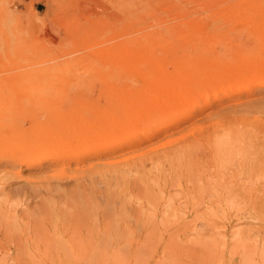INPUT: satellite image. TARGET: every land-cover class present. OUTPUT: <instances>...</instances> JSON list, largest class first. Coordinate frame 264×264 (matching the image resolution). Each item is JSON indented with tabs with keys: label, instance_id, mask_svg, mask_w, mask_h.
I'll return each mask as SVG.
<instances>
[{
	"label": "rangeland",
	"instance_id": "374dc122",
	"mask_svg": "<svg viewBox=\"0 0 264 264\" xmlns=\"http://www.w3.org/2000/svg\"><path fill=\"white\" fill-rule=\"evenodd\" d=\"M57 110L119 147L26 149ZM8 143L0 264H264V0H0Z\"/></svg>",
	"mask_w": 264,
	"mask_h": 264
},
{
	"label": "bare ground",
	"instance_id": "6f19581e",
	"mask_svg": "<svg viewBox=\"0 0 264 264\" xmlns=\"http://www.w3.org/2000/svg\"><path fill=\"white\" fill-rule=\"evenodd\" d=\"M146 60H148V59H146ZM158 63V62H157ZM161 63V62H160ZM159 66H160V64H159ZM163 68V67H162ZM157 70V69H156ZM160 70H161V67H160ZM143 73H141V75H142ZM146 74V73H145ZM159 74H161V73H159ZM166 74L167 73H165V76H166ZM140 75V76H141ZM151 76V75H150ZM159 76V75H158ZM145 77V76H144ZM168 77V76H167ZM157 78H159V77H157ZM162 78V77H161ZM164 78V77H163ZM162 78V80H164ZM148 79L150 80V78L148 77ZM151 79H153V77L151 78ZM147 80V79H146ZM168 80V79H167ZM170 80V79H169ZM172 80V79H171ZM155 81H157V83H158V80H155ZM161 81V80H160ZM147 82V81H146ZM151 82V81H150ZM163 82V81H162ZM170 82V81H169ZM172 82V81H171ZM170 82V83H171ZM117 83H118V81H117ZM161 83V82H160ZM160 83H158V84H160ZM150 84V83H149ZM153 84V83H152ZM164 84V83H163ZM165 84H166V86H167V84H168V81H167V83L165 82ZM117 85V84H116ZM173 84L171 83V85L170 86H172ZM161 86V85H160ZM117 87V86H116ZM169 87V86H168ZM175 87V86H174ZM173 87V90L175 89ZM176 87H177V85H176ZM167 88V87H166ZM165 88V89H166ZM116 89H118V88H116ZM151 89V88H150ZM156 90V89H155ZM158 90V89H157ZM177 91H179L178 89H176ZM175 90V91H176ZM152 91V90H151ZM150 91V92H151ZM160 91V90H159ZM167 91H168V89H167ZM154 92V91H153ZM158 92V91H157ZM122 93V92H121ZM168 93V92H167ZM167 93H166V95H167ZM184 93V92H183ZM127 94V93H126ZM153 94V93H152ZM155 94V93H154ZM159 94H161V92H159ZM159 94H158V96H159ZM171 94H172V92H171ZM189 94V93H188ZM187 94V95H188ZM129 95V94H128ZM157 95V94H156ZM163 95V94H162ZM173 95V94H172ZM171 95V96H172ZM183 95H185V93L183 94ZM187 95H186V97H187ZM125 96V95H124ZM123 95L121 96L120 95V98L122 99V101L124 102V105H125V112L126 113H130V114H134V115H137L138 113H136V112H134L135 110H133L134 109V107H133V104H132V101H129L128 99H130V96H129V98L128 99H125V98H123L124 97ZM161 96V95H160ZM181 96V95H180ZM113 97V96H112ZM128 97V96H127ZM133 97V96H132ZM164 97V96H163ZM162 96L161 97H159V98H163ZM170 97V96H169ZM177 97V96H176ZM175 97V98H176ZM194 97V96H193ZM172 98H173V96H172ZM174 98V99H175ZM185 98V97H184ZM188 98H190V96L188 97ZM192 98V97H191ZM190 98V99H191ZM82 99V98H81ZM150 99H155V98H153V95L151 96V94H150ZM167 99V98H166ZM169 99V98H168ZM177 99V98H176ZM135 100H136V98H135ZM144 100V99H143ZM163 100V99H162ZM180 100V99H179ZM187 100V99H186ZM63 101V100H62ZM77 101V100H76ZM89 101V100H88ZM92 101V100H91ZM164 101H166V100H164ZM188 101V100H187ZM66 102V101H65ZM78 102H80V101H78ZM84 103V102H86V100L85 101H81V103ZM186 102V101H185ZM89 103V102H88ZM95 103V102H94ZM94 103H92V104H94ZM151 103V102H150ZM152 103L153 104H151V105H148L149 107L150 106H152V105H154V102L152 101ZM166 103V102H165ZM184 103V102H183ZM182 103V104H183ZM187 103V102H186ZM186 103H184L185 105H186ZM65 104V103H64ZM85 104V103H84ZM114 104V103H113ZM144 104H146V103H144ZM155 104H156V102H155ZM159 104V103H158ZM161 104V103H160ZM159 104V105H160ZM183 104V105H184ZM190 105H191V102L189 103ZM96 105V104H95ZM147 105V104H146ZM165 105V104H164ZM181 105V104H180ZM74 106H75V104H74ZM73 106V107H74ZM77 106V105H76ZM160 106H162V104L160 105ZM187 106V105H186ZM142 107V106H141ZM149 107H147V108H149ZM156 107V106H155ZM183 107V106H182ZM181 107V108H182ZM68 108V107H67ZM75 108H77V107H75ZM112 108H113V106H112ZM115 108V107H114ZM146 108V109H147ZM152 108V107H151ZM155 109V108H154ZM104 110H106V109H104ZM108 111H109V109H107ZM106 110V111H107ZM115 109H113L112 111H114ZM140 110V109H139ZM149 110H151V109H149ZM158 110V108H156V111ZM179 110V109H178ZM155 111V112H156ZM98 112V111H97ZM104 112V111H103ZM120 112V111H119ZM119 112H117V113H119ZM140 112V111H139ZM151 112H152V110H151ZM154 112V111H153ZM180 112V111H179ZM78 113H80V112H78ZM142 113V112H141ZM87 114V113H86ZM114 114V113H113ZM153 114V113H152ZM115 115H118V114H115ZM120 115V114H119ZM127 115V114H126ZM150 115H151V113H150ZM82 116H84V115H82ZM88 116V115H87ZM143 116V115H142ZM142 116H140L141 117V120L143 119L142 118ZM148 116V115H147ZM90 117H92V116H90ZM89 117V118H90ZM119 117V116H118ZM153 117V116H152ZM152 117H151V119H152ZM53 121H54V123H55V125H57L58 127H60V129L57 131V130H55L54 128H52V127H43V128H41V130L40 131H38V132H36L37 134L34 136V137H32V143H30V141L29 140H27L26 142L28 143V146L26 147V149H29L30 147H32V145H36V143H38L39 142V140H41V144H42V149H40L39 150V153L38 154H53V155H57V156H64V157H69V158H71V159H78V157H82V156H86L85 157V159L87 158V157H89V158H93L94 156H95V154H98V152H100V150L104 147V146H102V147H100L98 144H96V143H94V142H86V141H88V139H92V138H96V140H98V139H100V138H104V139H111L110 141H111V143L112 144H115L116 142H117V145H118V141H120V140H122V139H120V138H118L117 136H114L115 135V133H114V131H112V130H105V131H103V130H101L102 131V133H100V131L99 130H95V129H93V128H91V127H88V125L87 124H84V122H72V123H70L71 121H69L67 118H66V114H64L61 110H57V111H55L54 113H53ZM121 118H122V115H121ZM169 118V117H168ZM171 118V117H170ZM86 119V118H85ZM92 119V118H91ZM100 119V118H99ZM147 119V118H146ZM150 119V118H149ZM150 119V120H151ZM165 119V118H164ZM145 120V119H144ZM156 119L154 118L153 119V121H155ZM88 121H89V119H88ZM92 121H94V120H92ZM148 121V120H147ZM90 122V121H89ZM137 122V121H136ZM135 121H133L132 123H135L136 125H137V123H136ZM139 122H141V121H139ZM169 122V121H168ZM172 122V121H171ZM170 122V123H171ZM93 123V122H92ZM144 123V122H143ZM169 123V124H170ZM135 124H134V127H135ZM141 123H139V125H140ZM168 124V125H169ZM121 126H122V124H120ZM132 125V124H131ZM105 126V125H104ZM142 126V125H141ZM131 127L132 126H128L127 127V129L126 130H128V131H130L129 132V134L132 132V129H131ZM137 128H138V126H136ZM106 128V127H105ZM104 128V129H105ZM125 128H126V126H125ZM124 128V129H125ZM133 128V127H132ZM144 128V127H143ZM149 129V128H148ZM147 129V130H148ZM156 129H158V128H156ZM61 130V131H60ZM137 130V129H136ZM141 129L139 128V131H140ZM143 130V129H142ZM155 130V129H154ZM159 130V129H158ZM157 130V131H158ZM133 131H134V129H133ZM146 131V130H145ZM151 131V130H150ZM229 133H230V135H232V136H234V135H236V134H238V131L236 130V127L234 126V127H231L230 129H229ZM116 132V131H115ZM125 132V131H124ZM142 132V131H141ZM127 134H128V132H126ZM135 133V132H134ZM147 133V132H146ZM152 133H154V132H152ZM228 133V132H227ZM241 132H239V139H240V143L239 144H243L244 146H245V140L243 139V137L245 138V136H243L242 135V133L240 134ZM100 134H103V135H100ZM118 134V133H117ZM121 134H122V132H121ZM127 134H125L126 136H127ZM144 134V133H143ZM119 135H120V133H119ZM139 135V134H138ZM145 135V134H144ZM226 135V134H225ZM129 136V135H128ZM132 136H134V135H132ZM137 136V135H136ZM220 136V135H219ZM258 136V135H257ZM131 137V136H130ZM135 137V136H134ZM140 137H141V135H140ZM216 137H217V135H216ZM4 138V137H3ZM135 138H138L139 139V136H137V137H135ZM125 139V138H124ZM141 140H142V138H140ZM218 139H220V137L218 138ZM224 139V138H223ZM130 138H129V142H130ZM229 140V139H228ZM236 140V139H235ZM249 140V139H248ZM126 140H124V142H125ZM133 141V140H132ZM140 141V140H139ZM144 141V140H143ZM219 141V140H218ZM121 142V141H120ZM128 142V143H129ZM235 142V141H234ZM237 142V141H236ZM217 143V142H216ZM252 143V142H251ZM256 143H258V141L256 142ZM132 144V143H131ZM233 144H235L236 145V143H233ZM252 144H255V143H252ZM251 144V146H250V151L249 152H246L247 151V149L245 150L244 148H242V146H241V150H245V152H242V153H238V152H236V154L238 153L239 155L238 156H242V157H244L245 158V155H248V156H250L251 157V152H255V145H252ZM12 145H16V146H19V145H21V144H19V143H17V144H11V143H8L7 144V146H1L0 147V154H3V152H7V153H9V151H10V153L11 152H17V151H21V155L22 156H25V157H29V158H34V157H36L38 154H33V153H28V152H26V153H22V151H24V150H26L25 148H22V147H20L19 148V150H15L14 148H13V146ZM111 145V144H110ZM257 145V144H256ZM112 147H111V149H115V146L114 145H111ZM238 146V145H237ZM118 147H119V145H118ZM236 147V146H235ZM239 147V146H238ZM248 147V146H247ZM257 147V146H256ZM7 148V149H6ZM249 148V147H248ZM106 149H109V146H107L106 145V148H103L102 150H106ZM234 149V148H233ZM238 149V148H237ZM234 150H236V149H234ZM32 151H35V150H31V152ZM98 151V152H97ZM239 151V150H238ZM113 152V151H112ZM256 152H258L257 150H256ZM255 152V153H256ZM108 153V152H107ZM234 153V152H233ZM254 153V154H255ZM99 155V154H98ZM80 157V158H81ZM241 157V158H242ZM83 158V157H82ZM84 159V160H85ZM78 162V161H77ZM69 167H70V165H69ZM71 247V246H70ZM71 249L72 250H70V251H73V252H78V251H80V249L79 250H77L76 249V246L75 247H71ZM67 253V252H66ZM79 255V254H78Z\"/></svg>",
	"mask_w": 264,
	"mask_h": 264
},
{
	"label": "crops",
	"instance_id": "0c3cea01",
	"mask_svg": "<svg viewBox=\"0 0 264 264\" xmlns=\"http://www.w3.org/2000/svg\"><path fill=\"white\" fill-rule=\"evenodd\" d=\"M27 1H31V0H27Z\"/></svg>",
	"mask_w": 264,
	"mask_h": 264
}]
</instances>
